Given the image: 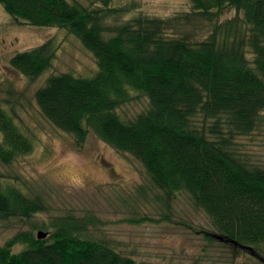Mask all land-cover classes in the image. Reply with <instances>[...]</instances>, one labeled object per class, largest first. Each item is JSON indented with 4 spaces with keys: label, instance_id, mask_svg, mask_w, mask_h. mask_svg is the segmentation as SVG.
<instances>
[{
    "label": "trees",
    "instance_id": "1",
    "mask_svg": "<svg viewBox=\"0 0 264 264\" xmlns=\"http://www.w3.org/2000/svg\"><path fill=\"white\" fill-rule=\"evenodd\" d=\"M112 2L0 0L17 24L63 29L95 58L91 77H48L35 93L41 113L78 146L93 134L131 155L165 200L190 194L223 244L262 258L264 169L247 165L233 145L255 131L264 112V0H190L188 10L173 16L139 15L115 26L105 22L107 13L136 7L115 9ZM230 10L234 16L226 18ZM56 54L49 40L10 63L35 81L52 69ZM141 96L148 109L125 119L119 108ZM8 104L0 102V162L6 165L34 149ZM42 211L39 198L0 179V218L30 219ZM92 221L67 215L51 222L46 238L18 233L0 246V264H142L92 237ZM19 244L24 248L15 252Z\"/></svg>",
    "mask_w": 264,
    "mask_h": 264
},
{
    "label": "rangeland",
    "instance_id": "2",
    "mask_svg": "<svg viewBox=\"0 0 264 264\" xmlns=\"http://www.w3.org/2000/svg\"><path fill=\"white\" fill-rule=\"evenodd\" d=\"M77 1L87 7L94 4L93 0ZM132 4L136 9L129 14L107 13L105 22L115 26L139 15L173 16L188 10L190 0H113L111 7ZM233 16L230 10L225 17ZM49 40L57 54L52 69L42 77L30 81L12 67L10 61L16 53ZM92 56L67 31L19 25L0 5V102L9 103L7 109H14L17 122L34 141L30 154L12 164L0 162V179L39 198L43 207L30 219L0 218V246L21 232L48 234L51 222L73 215L93 218L89 226L92 237L142 264H264V256H256L248 247L240 252L223 244V237L215 236L209 217L195 207L190 194L179 192L165 200L134 157L116 151L93 134L78 146L72 135L43 116L36 91L52 74L93 76L98 67ZM246 56L254 59L249 51ZM148 107V100L141 96L118 111L132 119ZM233 148L247 165L264 169V112L255 131L236 137ZM23 248L19 244L14 251Z\"/></svg>",
    "mask_w": 264,
    "mask_h": 264
},
{
    "label": "water",
    "instance_id": "3",
    "mask_svg": "<svg viewBox=\"0 0 264 264\" xmlns=\"http://www.w3.org/2000/svg\"><path fill=\"white\" fill-rule=\"evenodd\" d=\"M46 236H47V233H44V232H39V233H38V238H39V239L46 238ZM215 236H216V235H215ZM216 237H218V236H216ZM219 238H221V237H219Z\"/></svg>",
    "mask_w": 264,
    "mask_h": 264
}]
</instances>
